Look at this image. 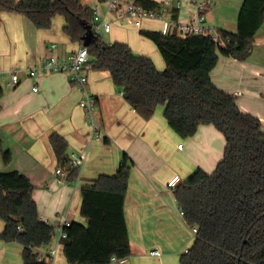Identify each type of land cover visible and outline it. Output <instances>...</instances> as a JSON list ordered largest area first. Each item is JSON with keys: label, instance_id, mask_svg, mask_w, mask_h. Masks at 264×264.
I'll list each match as a JSON object with an SVG mask.
<instances>
[{"label": "crops", "instance_id": "crops-1", "mask_svg": "<svg viewBox=\"0 0 264 264\" xmlns=\"http://www.w3.org/2000/svg\"><path fill=\"white\" fill-rule=\"evenodd\" d=\"M80 1L91 7L98 4V0ZM178 1L181 4L177 7ZM196 1L207 2L208 26L236 31L242 0H172L161 10L185 21L194 13ZM63 26L60 16L54 18L51 28L38 29L22 15L0 12V171L16 170L29 178L38 214L56 233L64 221L86 225L80 215L81 187L92 185L100 175H115L127 157L132 164L124 215L131 254L124 264H180L184 249L191 247L194 238L167 182L175 175L183 181L197 169L213 172L223 157L224 137L213 125H200L193 136L181 138L168 126L164 106L159 105L150 119H143L121 95L109 72L88 69L87 87L95 99V119L102 129L101 138L92 139L93 131L79 106L82 94L72 84L70 74L32 77L25 70L45 55H67L80 47L70 42ZM161 27L159 20H144L140 28L114 24L103 41L128 44L135 54L149 57L156 69L163 71L165 61L156 45L140 34L141 30L161 31ZM260 29L246 60L219 55L211 80L220 91L236 97L242 112L257 117L264 132V50H257L264 47ZM14 72L19 81L12 86ZM52 133L66 141V157L85 154L75 178L56 174L57 168L64 167L49 142ZM4 150L11 154L7 165L2 161ZM3 226L0 221V232ZM153 249L160 252L159 257L149 254ZM21 253V245L0 240V264H23ZM53 264H69L61 244Z\"/></svg>", "mask_w": 264, "mask_h": 264}, {"label": "trees", "instance_id": "trees-1", "mask_svg": "<svg viewBox=\"0 0 264 264\" xmlns=\"http://www.w3.org/2000/svg\"><path fill=\"white\" fill-rule=\"evenodd\" d=\"M134 1L150 10L162 7L154 0ZM3 11L26 17L38 29L51 28L60 16L64 34L79 46L93 19V7L80 0H0ZM263 24L264 0H242L236 31L218 29L225 46L204 35L180 38L175 33L141 30L165 61L163 71L125 43H107L94 36L87 46L89 70L109 72L143 119H150L162 105L168 126L181 138L193 136L200 125H213L224 137L223 157L213 172L197 169L174 189L185 223L197 228L180 264H264L262 124L242 112L236 97L220 91L211 80L219 55L239 61L249 57ZM49 142L59 165L75 178L78 171L66 165V141L52 133ZM2 161L10 163L8 150L2 151ZM131 164L124 157L115 175H100L92 185L81 187L80 215L86 225L71 222L60 241L69 264H106L113 256L125 259L131 254L124 215ZM33 189L23 173L0 171V221L4 223L0 240L22 246L23 264H52L48 253L38 259V252L51 244L55 227L40 220Z\"/></svg>", "mask_w": 264, "mask_h": 264}, {"label": "built area", "instance_id": "built-area-1", "mask_svg": "<svg viewBox=\"0 0 264 264\" xmlns=\"http://www.w3.org/2000/svg\"><path fill=\"white\" fill-rule=\"evenodd\" d=\"M172 4V0H163L162 6L166 7ZM177 2V7L180 5ZM194 13L185 21L174 19L171 15H167L162 10H150L137 4L134 0H98V4L93 7V19L91 30L94 36H101L111 31L114 24L123 26H132L140 28L144 20H159L162 23L161 32L163 34L175 33L180 38H186L191 35H204L212 38L220 46H225L226 40L220 35L217 28L208 26L206 23L205 12L207 10V2L196 1ZM52 48L56 44L51 45ZM88 51L87 47L80 46L75 52L67 55L49 54L40 59L38 64L28 66L25 70L32 77H39L44 73L52 72H67L70 74L72 84L80 91L82 98L79 101V106L83 109L88 125L93 131L92 139H100L102 129L95 119V99L88 90ZM19 81L16 72L11 74L10 84L15 86ZM34 91L37 87L33 88ZM121 95L123 93L121 92ZM181 144L178 145L181 148ZM85 160V154L76 155L71 153L67 156V169H76L78 172L81 169ZM65 171V172H64ZM56 174H67L66 169L57 168ZM181 181L179 176H173L168 182L167 187L174 190L177 184ZM179 213L182 215V210L179 208ZM43 223L48 224L47 219L40 218ZM70 225V222L64 221L56 227V233L53 236L52 247L46 251H40L38 259L41 260L46 253L51 256L52 264L56 254L57 246L60 245L61 239L66 237L65 228ZM20 229V227H18ZM197 233V228H191L193 238ZM188 248L184 249L183 253H187ZM149 254L155 258L160 256L157 249H153ZM124 258L111 257L106 264H124Z\"/></svg>", "mask_w": 264, "mask_h": 264}, {"label": "water", "instance_id": "water-1", "mask_svg": "<svg viewBox=\"0 0 264 264\" xmlns=\"http://www.w3.org/2000/svg\"><path fill=\"white\" fill-rule=\"evenodd\" d=\"M86 30H87L86 35L83 38V44H82L85 47H87L90 44V42L92 41L94 37L93 32L91 30V25H87Z\"/></svg>", "mask_w": 264, "mask_h": 264}, {"label": "rangeland", "instance_id": "rangeland-1", "mask_svg": "<svg viewBox=\"0 0 264 264\" xmlns=\"http://www.w3.org/2000/svg\"><path fill=\"white\" fill-rule=\"evenodd\" d=\"M259 33H260V34H261V33H262V34H264V25L261 27V29H260V32H259ZM260 34H259V35H260ZM100 37H101V39L103 40V39H105L106 35H105V34H101V36H100ZM261 48L264 50V47H260V48H259V47H257V50H258V51H262V49H261ZM255 57H256V56H255Z\"/></svg>", "mask_w": 264, "mask_h": 264}]
</instances>
